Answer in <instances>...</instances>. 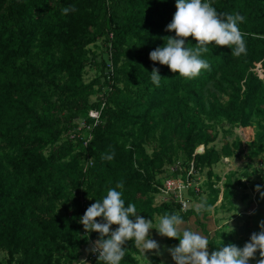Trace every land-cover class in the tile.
<instances>
[{
    "label": "trees",
    "instance_id": "16d2710c",
    "mask_svg": "<svg viewBox=\"0 0 264 264\" xmlns=\"http://www.w3.org/2000/svg\"><path fill=\"white\" fill-rule=\"evenodd\" d=\"M204 2L221 18L225 13L245 17L238 27L247 51L233 57L231 48L213 42L200 57L209 69L185 79L149 58L164 46L163 37L175 36L166 27L177 11L176 0H0V251L6 253L5 264L78 263L89 246L80 218L121 181L123 188L116 190L124 206L134 204L144 219L177 213L176 203L154 204L165 151L147 154L145 147L156 136L161 147L176 138L183 152L180 165L188 171L192 164L197 176L206 175L204 185L212 194L206 207L219 195L208 181L213 166L235 155L226 141L220 151L209 147L216 140L209 125L256 127L255 140L263 144L264 0ZM71 6L75 12L62 14ZM99 43L103 54L89 48ZM197 43L190 36L185 47ZM257 66L262 78L254 72ZM87 67L97 74L88 83L83 80ZM153 67L161 75L159 86L151 81ZM90 108H100L95 127ZM81 119L88 131L93 127L86 146L70 138ZM199 147L204 149L196 153ZM113 150L111 161L101 159ZM256 150L251 156L259 155ZM201 187L198 193L188 191L199 203L205 194ZM235 189L227 182L223 208L235 209ZM179 215L186 221L196 213ZM202 230L209 253L248 242L236 230L219 229L212 238ZM124 248L120 264H141L138 256L144 255L134 241Z\"/></svg>",
    "mask_w": 264,
    "mask_h": 264
},
{
    "label": "clouds",
    "instance_id": "9594fccd",
    "mask_svg": "<svg viewBox=\"0 0 264 264\" xmlns=\"http://www.w3.org/2000/svg\"><path fill=\"white\" fill-rule=\"evenodd\" d=\"M176 9L172 21L166 27V31H174L175 36L163 37L164 46L149 53L154 63L166 65L173 73L178 72L180 77L192 79L201 70L209 69L207 61L200 57L209 51L208 45L213 42L216 46L231 48L233 57L246 54V44L238 27L245 20L244 16L225 13L221 18L216 9L204 0H176ZM70 11L75 12V6L62 9V14L67 15ZM190 36L198 42L193 48L185 47L186 39ZM150 74L151 81L159 86V69L153 67ZM114 155L113 150L111 154H102L101 159L111 161ZM117 188H123L122 181L117 183L116 188L109 189L102 200L91 204L80 218L79 222L86 234H99V238L86 251L93 255L98 253V262L102 261L103 264H120L125 256L124 245L131 240L144 255L148 252L162 255L161 246L149 235V230L154 228L152 220L137 214L136 206L132 203L125 207L122 193ZM260 189L261 186L257 185L255 190L260 192ZM261 197H264V192H261ZM195 210L199 213L202 210L211 211L212 208L200 203L195 206ZM183 224L179 213H166L154 228L161 237L179 240L178 246L167 248L175 264H249L257 252L260 256L257 264H264V220L259 223L260 231L252 233L242 248L230 243L211 253L208 251L207 237L183 228ZM113 225L118 227L112 230ZM79 264L88 262L80 260Z\"/></svg>",
    "mask_w": 264,
    "mask_h": 264
},
{
    "label": "rangeland",
    "instance_id": "374dc122",
    "mask_svg": "<svg viewBox=\"0 0 264 264\" xmlns=\"http://www.w3.org/2000/svg\"><path fill=\"white\" fill-rule=\"evenodd\" d=\"M92 51L96 53L103 54V47L102 45L95 44L91 45L89 47ZM105 58V56H104ZM254 72L262 78V71L259 69V66L256 67ZM97 76L96 72L93 71L92 67H87L83 73V80L84 82L88 83L92 79ZM95 101V96L91 97V102ZM82 123V121H81ZM208 132L216 137V140L213 144L209 145V147L215 148L217 151H220L222 149V146L224 142H228V144L231 146L232 150H234L235 155L231 156V158L223 159L222 163H217L213 166L212 170V178H208V181H211L214 183V188L219 191V195L217 197L216 203L214 206H211V211H205L200 212V214L192 216L195 217V219L199 220V223L207 229V226L210 222H212L214 216L218 215L216 214L217 208L216 206L218 204H221L222 207V193H224V190L226 189L227 182L230 184L232 183L234 186L236 185V189L234 190L236 193L238 192V196L234 197V204L235 202L243 201L242 205L244 208L241 209L240 206L234 205L235 211H233V218L227 220L226 222H222L219 224V226H216L217 230L221 229L222 226H224L225 223L229 222V225L231 222L237 223L241 225L243 222H245L246 226L250 229V235L254 232H259V223L260 221L264 220V197H261V192H264V141L262 145H259L257 141L255 140V133L257 132L256 127H250V128H236V127H230L229 125L219 122V123H212L209 125ZM261 146V147H260ZM204 149L203 147H199L196 150V153L198 150ZM260 149L258 156H251L254 152H256V149ZM164 149L165 155H164V164H163V173H161L157 179L162 184L165 181L177 183L176 181H181L183 183H188L189 188H192V190L197 191L200 190L205 192V194L202 195V203H204L207 200H212V194L209 195V191L204 185L206 182V175L204 173L197 174L193 171V175L195 174L197 177L196 179H190L191 176H188V171L186 168H183L180 164V160L178 161V158H181L183 155V152L179 148V142L176 138L169 137L168 143L161 147L160 143L157 139V136L155 137V141H152L149 145L145 147V150L147 154H151L152 152H158L159 150ZM181 166V169L178 172H183L182 174H178L173 172L174 166ZM229 171H232V174L227 175ZM217 178H216V177ZM211 179V180H210ZM260 185L261 189L260 192H257L256 186ZM237 190V191H236ZM192 192V191H191ZM194 192V191H193ZM185 201L181 199L179 202H181V207L183 210H187L188 207L195 208L196 205L200 204L198 201L193 199V196L190 192L182 193L177 192V195L182 196ZM242 196V197H240ZM160 195L155 194L154 196V204L157 203L160 204V202L163 201H169L173 203H178L171 198H168ZM239 204V203H238ZM178 205V204H177ZM230 208V207H229ZM226 207L222 210L225 211ZM241 210V212H240ZM176 211V210H175ZM177 212V211H176ZM179 211L177 213H180ZM254 212V214H252ZM206 213V214H205ZM197 216V218H196ZM248 216V217H247ZM249 221H244L243 219L247 218ZM154 219L159 220L160 217H155ZM217 221V220H216ZM209 222V223H208ZM250 225V227L248 226ZM198 228L203 229V226H200L196 224ZM225 228V226L223 227ZM236 228V227H234ZM245 228H239V233L244 232ZM214 231V228H213ZM213 231L210 233L212 234ZM156 232V231H154ZM85 229L82 232V235H85ZM215 235V233H214ZM212 234V237L214 236ZM159 238V240H163L160 235H155ZM210 237V238H212ZM165 243L161 246V249L166 250L167 247H171L170 244H168L166 241L162 242ZM89 253V252H88ZM6 261V253L3 249L0 251V264H5ZM88 264L89 261H87ZM91 262V261H90ZM255 264V262H252ZM78 264V263H75Z\"/></svg>",
    "mask_w": 264,
    "mask_h": 264
},
{
    "label": "crops",
    "instance_id": "0c3cea01",
    "mask_svg": "<svg viewBox=\"0 0 264 264\" xmlns=\"http://www.w3.org/2000/svg\"><path fill=\"white\" fill-rule=\"evenodd\" d=\"M242 202L243 201H239V202H236V204L235 205H238V206H240L241 207V209L242 208H244V206L242 205ZM239 203V204H238ZM221 206V204H218L217 206H216V210H217V212H216V214H218V215H216V216H214V218H213V220H212V222H208L209 224H208V226H207V229L205 228V230H206V232H207V234H208V237H212V234L214 235V233H217L219 230H217L216 228V226H219V224H221L223 221L224 222H226L227 220H229V219H232L233 218V211H235V209L234 210H230V209H225V211H223L222 209L223 208H221L220 207ZM240 212H241V210H240ZM248 217V216H247ZM246 217V218H247ZM217 220V221H216ZM244 221H249L248 220V218H247V220L246 219H243ZM158 222H159V220H157V219H154L153 221H152V223H153V227L155 228V226L158 224ZM196 224H197V222H196V219H195V217H189L186 221H184V224L182 225V227L183 228H187V229H191V230H193V231H197V232H199L201 235H203V236H205V234H204V232H203V230L201 229V228H198L197 226H196ZM224 226H225V228H221L220 230H225V232L227 233H229L230 231H232V230H236L237 231V233H239V228H245V230H244V232H240L239 233V236L242 238V239H244V240H250V229L246 226V224H245V222H243L241 225H239V224H237V223H233V222H231V224L229 225V222L228 223H225L224 224ZM224 226H222V227H224ZM249 227H250V225H248ZM116 227H118L117 225H113L112 226V230H115V228ZM234 227H236V228H234ZM150 229L149 230V235H150V238H152V239H155L158 243H159V245L160 246H162V245H164L165 243H162L163 241L165 242L166 241V237H162V239L163 240H159V238L158 237H156L155 235H157V232H154V231H156V229ZM213 228H214V231H213ZM248 228V229H247ZM213 231V233L212 234H210L211 232ZM85 236H87L88 237V239H89V246L88 247H85L84 248V250H83V255H82V257L79 259V261L80 260H86V261H88L87 260V257H88V255H89V253H88V251H86L87 249H89L90 248V246H91V244L95 241V240H97L98 238H99V234L98 233H96V232H91V233H89V234H85ZM206 237V236H205ZM107 238V237H106ZM167 242V241H166ZM171 245V244H170ZM175 246H177V245H171V247H175ZM171 247H167V248H171ZM161 250V253H162V255H156V254H154V252H148V253H146L145 255L141 252V254L142 255H144V257H142V256H138V259L140 260V262H141V264H148V263H151L152 262V264H175V262L172 260V258H171V255L168 253V251H167V249L166 250H163V249H160ZM210 250V247H208V251ZM153 256V257H152ZM152 258V259H151ZM258 259H260V256H259V252H257L256 253V255H255V259H250V261H249V264H254V263H252V262H255V264H257V260ZM89 263H91L90 261H89ZM78 264H79V262H78Z\"/></svg>",
    "mask_w": 264,
    "mask_h": 264
},
{
    "label": "built area",
    "instance_id": "2783aa9c",
    "mask_svg": "<svg viewBox=\"0 0 264 264\" xmlns=\"http://www.w3.org/2000/svg\"><path fill=\"white\" fill-rule=\"evenodd\" d=\"M102 107H103V104L100 108H102ZM100 108H99V110H97L96 108H90L88 110V113H87L88 118L93 121V127L98 125L99 117H100ZM81 120H82V123H81V121H77L78 127L76 128V133L75 134L70 133V138L71 139H77L78 141L84 143V146H86L92 139V135L90 134V130H92L93 127L88 131L89 128L86 126V124H84L83 119H81ZM225 159H227V158H225ZM180 169H181L180 165L174 166L173 172L177 173ZM192 172H193V166L191 164L190 169L188 171V176L193 175ZM176 182L177 183L165 181L164 183L161 184L160 187H158V193L157 194H160V195L164 196L165 198L166 197L171 198L175 202L177 200L179 211H181L180 213H182V214L187 213L191 209L194 210L196 215L200 214V212L199 213L196 212L195 208H193V207H188L187 210H183L181 207V202H179L183 198V194H182V196L177 195V192L186 193L187 191L190 190V191H194L195 193H198L199 190L198 189H197V191L192 190V188H189L187 182L186 183H183L181 181H176ZM182 200H183V202H187L184 199H182ZM157 204H159V203H157ZM97 257H98V253L93 255L89 252L87 260L88 261H94V260L96 261V260H98Z\"/></svg>",
    "mask_w": 264,
    "mask_h": 264
},
{
    "label": "water",
    "instance_id": "95a60500",
    "mask_svg": "<svg viewBox=\"0 0 264 264\" xmlns=\"http://www.w3.org/2000/svg\"><path fill=\"white\" fill-rule=\"evenodd\" d=\"M202 151H203V150H198L197 153H200V152H202Z\"/></svg>",
    "mask_w": 264,
    "mask_h": 264
}]
</instances>
